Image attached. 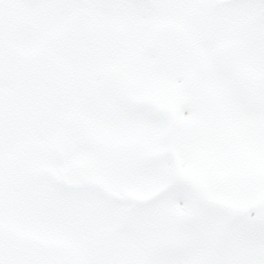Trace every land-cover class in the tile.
Returning <instances> with one entry per match:
<instances>
[{
    "label": "snow or ice",
    "instance_id": "snow-or-ice-1",
    "mask_svg": "<svg viewBox=\"0 0 264 264\" xmlns=\"http://www.w3.org/2000/svg\"><path fill=\"white\" fill-rule=\"evenodd\" d=\"M0 264H264V0H0Z\"/></svg>",
    "mask_w": 264,
    "mask_h": 264
}]
</instances>
